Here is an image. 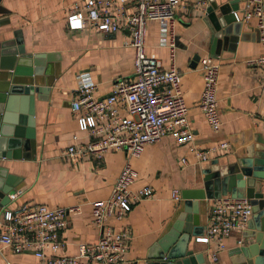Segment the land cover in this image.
<instances>
[{
	"label": "crops",
	"instance_id": "crops-1",
	"mask_svg": "<svg viewBox=\"0 0 264 264\" xmlns=\"http://www.w3.org/2000/svg\"><path fill=\"white\" fill-rule=\"evenodd\" d=\"M74 1L0 0L1 7L7 9L0 13V50H9L7 57L22 45L26 56L37 58L38 66L44 67L47 74L57 72L46 92L34 94L30 115L32 145H23L19 138L13 146L17 158L0 157V166L17 178L10 192L15 198L1 207L0 213L4 207L21 203L51 207L82 204L80 213L67 215L62 251L69 254L77 252L79 242L97 239L99 230L92 221L88 201L110 194L114 179L127 160L124 149L105 151L100 156L85 155L73 162L60 157V151L68 145L89 141L85 131L79 129L71 110L77 88L76 75L88 72L97 83L96 95L106 96L118 77L132 73L134 58V49L123 45L126 32L105 34L89 27L69 29L67 9ZM208 5V0L205 6L198 4L197 0L178 1L175 63L181 72L180 86L188 106L193 144L201 149L215 147L222 142L228 146L210 152L207 160L199 161L186 144L179 143L172 133L167 132L159 140L146 144L141 155L130 158L131 166L137 172L132 187L150 185L153 195L134 202L123 219L109 220L116 228L128 227L131 231L125 254L127 264H146L147 253L153 245L175 228L181 216L188 214L185 211L187 202L192 204L191 213L195 206L193 203H196L200 223L199 233L191 236L187 249L192 248L195 253L202 254L205 264H230L229 257L245 242L243 234L246 227L234 229L224 239L225 248L220 250L219 260L215 261L212 251L217 249L216 243L196 240L206 230L209 209L215 197H182L184 192L189 195L202 188L208 164L224 156H236L256 137H264V64L246 63L248 58L263 53L253 18L246 21L247 29L242 30V39L234 44L233 49L220 48L217 58L220 61L217 85L219 130L209 126L198 108L203 85L200 59L210 55L212 30L209 26L213 22L206 14ZM160 37L159 22H148L145 28L146 52L154 53L162 66L168 67L170 50L160 44ZM195 56L199 57L195 60ZM7 78L10 79L11 75ZM26 109L27 103L18 101L15 114L23 111L21 115L25 123L10 125V133L25 136L29 124ZM73 135L78 138L74 140ZM182 158L186 159L185 163ZM174 188L179 190V200L171 196ZM0 264L41 263L32 251L14 252L10 247L0 245Z\"/></svg>",
	"mask_w": 264,
	"mask_h": 264
},
{
	"label": "built area",
	"instance_id": "built-area-1",
	"mask_svg": "<svg viewBox=\"0 0 264 264\" xmlns=\"http://www.w3.org/2000/svg\"><path fill=\"white\" fill-rule=\"evenodd\" d=\"M179 0H76L67 9V26L71 30L90 29L100 33L126 32L124 46L134 49L133 68L129 76L118 77L106 96L96 95L97 83L88 72L76 75L77 88L71 110L80 130L89 137L87 143L68 145L60 157L75 161L85 155L100 156L103 152L124 149L127 160L114 179L107 197L88 201L93 223L99 230L94 242H79L77 252L63 250V232L69 213H80L82 204L51 207L46 204L21 203L4 207L0 213V245L14 252L32 251L41 264H127L126 251L132 234L128 227L116 228L110 218L121 220L132 204L153 195L150 185L133 188L137 172L130 158L138 157L144 146L159 140L167 132L186 144L199 161L207 160L210 152L227 148L222 142L215 147L198 148L188 121V106L180 82L181 72L175 63V11ZM207 0H197L200 5ZM255 20L263 53L246 60L248 65L264 64L263 0H246L243 21ZM160 25V44L169 47L170 65L163 67L154 53L145 49V28L148 22ZM203 85L198 108L209 126L217 131L219 99L217 85L219 59L207 54L200 59ZM77 135H73L76 140ZM185 163L186 159L182 158ZM171 196L180 199L177 188ZM10 200H14L12 193ZM252 214L250 199L230 194L213 199L208 225L197 241H214L215 261L225 248L224 239L234 229L246 227ZM240 242V241H239Z\"/></svg>",
	"mask_w": 264,
	"mask_h": 264
},
{
	"label": "water",
	"instance_id": "water-1",
	"mask_svg": "<svg viewBox=\"0 0 264 264\" xmlns=\"http://www.w3.org/2000/svg\"><path fill=\"white\" fill-rule=\"evenodd\" d=\"M208 1L206 14L213 22L209 26L212 30L210 55L219 58L220 48L226 46L233 49L234 44L242 39V30L247 29V22L243 21L246 0ZM241 1L243 3L239 4ZM5 11L7 9L0 5V13ZM255 30L259 39V29L256 26ZM7 52L9 50L6 48L0 50V157L17 158L13 146L19 142V138L23 145H32L30 115L33 112L34 94L46 92L57 72L47 74L44 67L41 69L38 66L37 58L26 56L22 45L6 57ZM198 57L195 56L194 59ZM7 61L11 62L5 64ZM43 73L45 76H42ZM9 74L10 79L7 78ZM18 101L27 103L26 110L29 112V124L23 137L17 132H9L10 125L25 123L21 115L23 111L15 114ZM206 168L202 188L191 193L192 195L184 192L182 197L214 198L230 193L232 196L249 198L252 214L246 225L247 231L243 234L245 242L229 257V261L230 264H264V137H256L254 142L239 150L236 156H224L211 165L208 164ZM16 180L14 175L0 166V208L10 201V192L16 185ZM187 203L185 211L188 214L181 216L175 228L153 245L147 253L146 264H205L202 254L195 253L192 248L187 249L191 236L198 234L200 228L196 203H193L194 214L191 213L192 204Z\"/></svg>",
	"mask_w": 264,
	"mask_h": 264
}]
</instances>
